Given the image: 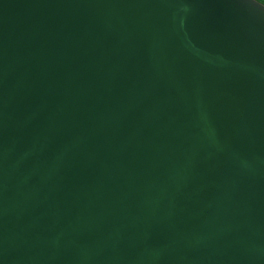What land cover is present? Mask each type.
<instances>
[{
	"label": "water",
	"instance_id": "water-1",
	"mask_svg": "<svg viewBox=\"0 0 264 264\" xmlns=\"http://www.w3.org/2000/svg\"><path fill=\"white\" fill-rule=\"evenodd\" d=\"M0 264H264V7L0 0Z\"/></svg>",
	"mask_w": 264,
	"mask_h": 264
}]
</instances>
